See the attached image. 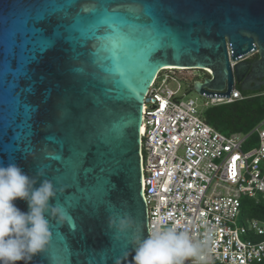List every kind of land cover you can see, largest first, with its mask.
Wrapping results in <instances>:
<instances>
[{
    "label": "water",
    "instance_id": "1",
    "mask_svg": "<svg viewBox=\"0 0 264 264\" xmlns=\"http://www.w3.org/2000/svg\"><path fill=\"white\" fill-rule=\"evenodd\" d=\"M101 8L123 12L135 25L132 37L93 39L89 19ZM43 11L48 16L27 30L21 25ZM251 50L256 55L242 59ZM168 66L207 69L192 85L206 96H228L234 82L259 90L264 0H0V164L17 163L35 187L51 181L50 203L64 214L63 222L50 217L45 250L16 264H132L129 241L147 236L143 101ZM81 157L82 182L64 183ZM93 169L95 184L84 175ZM13 203L28 211L25 201ZM117 215L130 218L132 230L117 235L109 227Z\"/></svg>",
    "mask_w": 264,
    "mask_h": 264
},
{
    "label": "built area",
    "instance_id": "2",
    "mask_svg": "<svg viewBox=\"0 0 264 264\" xmlns=\"http://www.w3.org/2000/svg\"><path fill=\"white\" fill-rule=\"evenodd\" d=\"M234 63L230 60L232 68ZM175 71L162 69L143 101L140 157L147 235L156 227L178 225L201 244L204 259L198 264L264 261V219L238 223L244 198L264 201V117L256 134L219 131L198 115L193 98H182ZM171 81L176 88L168 85ZM201 95L212 105L245 97L235 85L228 96ZM252 137L255 145L243 148Z\"/></svg>",
    "mask_w": 264,
    "mask_h": 264
},
{
    "label": "clouds",
    "instance_id": "3",
    "mask_svg": "<svg viewBox=\"0 0 264 264\" xmlns=\"http://www.w3.org/2000/svg\"><path fill=\"white\" fill-rule=\"evenodd\" d=\"M202 70L209 76L207 69ZM36 175L43 173L38 169ZM37 181L17 163L0 164V264L30 262L34 255L45 250L49 241L50 217L55 216L58 222L64 220L63 210L50 203L56 195L52 182L42 179L35 187ZM16 199L27 203V212L13 203ZM109 227L117 235H123L132 230L133 221L117 215L110 217ZM129 244L131 251L126 255H131L132 264H186L188 261L198 264L204 259L201 244L194 243L186 230L179 231L178 225L156 227L147 236L133 235Z\"/></svg>",
    "mask_w": 264,
    "mask_h": 264
},
{
    "label": "trees",
    "instance_id": "4",
    "mask_svg": "<svg viewBox=\"0 0 264 264\" xmlns=\"http://www.w3.org/2000/svg\"><path fill=\"white\" fill-rule=\"evenodd\" d=\"M255 55L256 53L250 59ZM196 79L200 78L193 80ZM237 87L239 88L238 85ZM241 92L245 95L242 99L212 106V111L205 119L206 122L217 129L224 130L225 134L234 131L247 133L256 126L264 117V86L257 91ZM242 211L249 217L264 219V201L259 200L250 204L243 202ZM255 264H264V261Z\"/></svg>",
    "mask_w": 264,
    "mask_h": 264
},
{
    "label": "snow or ice",
    "instance_id": "5",
    "mask_svg": "<svg viewBox=\"0 0 264 264\" xmlns=\"http://www.w3.org/2000/svg\"><path fill=\"white\" fill-rule=\"evenodd\" d=\"M68 11H71V7L67 8ZM142 12H144V9L141 10ZM129 13H131L130 11H127ZM90 13H97V9H94L92 11H90ZM147 14L151 15L152 14V10L148 9ZM47 17L48 16V11H43L39 14H37L36 17H29L26 21H22L21 25L27 30V24H32L35 22V20L37 19H41V17ZM137 19L139 18L138 15ZM89 23L91 24L92 27V35H93V39H98L101 42L104 41H112V40H116L117 42H119L120 40L124 39V38H128V37H132V32H129L128 29L129 27H135V25L130 22L127 17L125 16V14L123 12H121L119 9H103L101 8V10L98 12V19L94 18V19H89ZM127 28V30H125ZM37 36L41 35L40 33L36 34ZM103 46V44H102ZM108 47H112L111 43H108L107 45ZM109 59H111V57H108ZM30 111V110H29ZM29 133H31L32 129L30 125H26L25 126ZM2 131V130H0ZM51 139V138H50ZM72 159V158H71ZM83 158H80V163L78 168H76L72 173H75V180L72 181L71 180V175L68 179L64 180V183H69L72 182L73 186L75 187L76 184L81 183V173L84 172L83 169V165L81 164V160ZM84 163H87L86 159L84 160ZM65 171V168L61 169V173H63ZM96 170L93 169L92 170V174H88V173H84L85 176H88L89 180L95 184L96 183V176L95 175ZM110 190V185H107L105 188V191H109Z\"/></svg>",
    "mask_w": 264,
    "mask_h": 264
},
{
    "label": "rangeland",
    "instance_id": "6",
    "mask_svg": "<svg viewBox=\"0 0 264 264\" xmlns=\"http://www.w3.org/2000/svg\"><path fill=\"white\" fill-rule=\"evenodd\" d=\"M175 72L179 73V75H180L179 76L180 84L182 86L181 87V91H180L181 95L185 92V94L182 96V98L183 99L193 98L195 100V107L197 109L198 115L205 120L208 117V115L210 114V112L212 111V106H214V105L205 103L207 98L202 96L198 91L193 89V87H192V82L193 81L192 80L194 78L203 79V77H205L207 72H204L202 69H199V68L187 69V70H176ZM159 80H160V77H158V81ZM168 85L170 87H172V88H176L177 87V83L175 81L169 82ZM246 92H248V91H246ZM256 126H254L250 131H248L245 134H248L252 130H253L254 134H256V132L254 131V128ZM218 130H221V129L219 128ZM221 131L224 133V130H221ZM251 139H252V141H250L251 143H249L248 145L245 144L243 148L246 149V148H249V147L255 145V142L253 141V137ZM243 202L246 203V204L247 203H249V204L250 203H254L255 202V197L244 198ZM247 212H248V210H247ZM248 217H249L248 215L244 214L243 211H241L239 216H238V223H244L245 222V218H248Z\"/></svg>",
    "mask_w": 264,
    "mask_h": 264
},
{
    "label": "bare ground",
    "instance_id": "7",
    "mask_svg": "<svg viewBox=\"0 0 264 264\" xmlns=\"http://www.w3.org/2000/svg\"><path fill=\"white\" fill-rule=\"evenodd\" d=\"M173 67H176V68H181V69H184L185 67H177V66H168V67H166V68H173ZM141 129V128H140Z\"/></svg>",
    "mask_w": 264,
    "mask_h": 264
},
{
    "label": "flooded vegetation",
    "instance_id": "8",
    "mask_svg": "<svg viewBox=\"0 0 264 264\" xmlns=\"http://www.w3.org/2000/svg\"><path fill=\"white\" fill-rule=\"evenodd\" d=\"M235 85L237 86L238 84L235 82Z\"/></svg>",
    "mask_w": 264,
    "mask_h": 264
}]
</instances>
